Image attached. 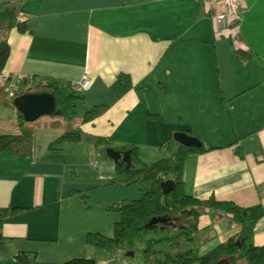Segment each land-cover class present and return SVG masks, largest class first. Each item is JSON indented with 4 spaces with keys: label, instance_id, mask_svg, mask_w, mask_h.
I'll return each instance as SVG.
<instances>
[{
    "label": "crops",
    "instance_id": "0c3cea01",
    "mask_svg": "<svg viewBox=\"0 0 264 264\" xmlns=\"http://www.w3.org/2000/svg\"><path fill=\"white\" fill-rule=\"evenodd\" d=\"M10 4L27 30L6 27L9 6H0V40L10 45L0 79L28 77L26 88L47 77L78 83L87 75L91 83L73 120L43 115L29 122L30 155L0 152V209L10 211L0 222V264H144L145 243L108 251L87 242L91 232L112 235L121 218L112 207L144 190L112 183L108 147L136 146L152 164L179 151L177 132L204 147L186 161V192L243 207L257 219L252 243L264 245V0H244L237 33L223 35L199 0ZM239 47L246 52L240 57ZM121 73L132 87L118 97L112 85ZM9 99L0 96V134L20 131ZM97 106L102 113L84 120ZM67 131L80 138L55 143ZM201 210L188 246L202 255L236 237L241 225L229 213Z\"/></svg>",
    "mask_w": 264,
    "mask_h": 264
},
{
    "label": "trees",
    "instance_id": "16d2710c",
    "mask_svg": "<svg viewBox=\"0 0 264 264\" xmlns=\"http://www.w3.org/2000/svg\"><path fill=\"white\" fill-rule=\"evenodd\" d=\"M11 0H0V6H9L5 13L6 27L17 26L24 32L25 23L16 22V4ZM246 53L237 48V55ZM10 45L0 40V72L3 70ZM241 59V58H240ZM31 81L28 77L21 80L17 95L29 91L51 90L56 94L59 106L58 116L67 121L73 120L82 102L83 91L77 90L74 83L65 78L47 77L43 81L25 86ZM132 87L129 74L121 73L113 83L116 96H121ZM7 88H0V96H7ZM14 98L9 101L13 103ZM103 106H97L84 115V120H91L102 113ZM18 133L0 134V152L10 151L14 155L27 156L32 153L33 127L18 111ZM191 134V133H188ZM79 131H67L55 143L67 140H78ZM104 140V139H101ZM202 143V142H201ZM204 151L200 147L181 145L171 158L160 159L152 164L143 162L138 147H108L110 156L116 162V176L112 183L118 185L140 184L144 186L138 199H126L112 208L118 209L121 218L114 225L110 236L98 232L87 235L89 245L104 248L108 251L132 249L143 235L151 234L143 247L144 264H264V245H254L251 241L256 225V218L233 201L218 200L215 196L201 199L188 194L185 190V164L191 153ZM128 153V159H126ZM168 179L174 181L172 190L163 191L162 183ZM203 207L216 209L232 215L234 221L241 225L236 237L219 244L205 254L188 246L198 231V218ZM9 209H0V222L9 214ZM27 256H21L20 259ZM71 264H96L94 258H77Z\"/></svg>",
    "mask_w": 264,
    "mask_h": 264
},
{
    "label": "built area",
    "instance_id": "2783aa9c",
    "mask_svg": "<svg viewBox=\"0 0 264 264\" xmlns=\"http://www.w3.org/2000/svg\"><path fill=\"white\" fill-rule=\"evenodd\" d=\"M207 15H209L215 26L218 35H223L230 29H234L237 33V27L243 10L244 0H199ZM22 77L4 76L0 79V87H6L9 91V97L15 98L17 90L21 84ZM91 83L90 78L86 75L78 82L74 83L77 90L83 91Z\"/></svg>",
    "mask_w": 264,
    "mask_h": 264
},
{
    "label": "water",
    "instance_id": "95a60500",
    "mask_svg": "<svg viewBox=\"0 0 264 264\" xmlns=\"http://www.w3.org/2000/svg\"><path fill=\"white\" fill-rule=\"evenodd\" d=\"M13 103L28 122H33L43 115H57L59 113L56 94L51 90H36L19 94L13 99ZM175 138L182 145L196 147L202 145L198 138L186 132L175 133ZM125 157L128 159V153ZM173 186L174 181L172 179L162 183L164 192L172 190Z\"/></svg>",
    "mask_w": 264,
    "mask_h": 264
},
{
    "label": "rangeland",
    "instance_id": "374dc122",
    "mask_svg": "<svg viewBox=\"0 0 264 264\" xmlns=\"http://www.w3.org/2000/svg\"><path fill=\"white\" fill-rule=\"evenodd\" d=\"M152 235L151 234H146V235H143L142 236V238H141V240L137 243V246L138 245H140V244H142V243H145V241H146V239L148 238V237H151ZM100 251H104V250H100ZM137 251V256L139 257V255H141V250L140 249H138V250H136ZM246 264V263H245Z\"/></svg>",
    "mask_w": 264,
    "mask_h": 264
}]
</instances>
